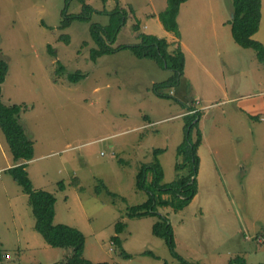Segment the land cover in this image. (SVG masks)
I'll list each match as a JSON object with an SVG mask.
<instances>
[{
  "label": "rangeland",
  "instance_id": "374dc122",
  "mask_svg": "<svg viewBox=\"0 0 264 264\" xmlns=\"http://www.w3.org/2000/svg\"><path fill=\"white\" fill-rule=\"evenodd\" d=\"M85 3L89 11L79 0H0V58L8 64L2 101L29 107L19 113L33 142V158L26 170L33 188L55 196L53 222L82 231L83 256L91 260L178 264L164 239L151 232L155 216L128 218L124 212L146 199L136 187L135 175L141 163L152 160L154 148L165 149L157 156L163 182L176 176V147L184 137L186 113L175 100L179 98L200 110L202 140L197 149L196 195L181 210L158 208L172 227L174 252L192 264H229L236 257L246 264H264V238L255 237L264 233V64L252 49L239 46L227 53L229 69L214 64L229 44L224 32H218V38L212 34L210 24L231 18V0H190L182 6L176 40L186 45V68L197 65L196 55L213 68L215 79L201 71L200 81L193 86L200 95L194 93L188 100L177 94L187 96L185 84L176 93L174 88L159 90L172 98L155 95L153 83L164 80L168 72L127 49H115L92 61L89 50L95 45L90 26L106 24L107 14L98 11L112 9L115 1ZM164 3L119 0L128 16L111 45L136 44L132 29L136 20L139 31L172 42L156 15ZM192 9L200 15H190ZM81 13L85 18H74L65 29L58 28L64 15ZM228 29L226 37L234 45ZM63 33L69 43L59 40ZM253 37L264 38V17ZM59 64L65 69L57 73ZM79 70L85 76L69 82L66 76ZM196 96L201 100L198 104L192 99ZM13 162L0 131V249L2 255L11 254L0 264H60L63 250L47 245L34 230L28 197L5 171ZM75 187L81 189V202ZM95 187H100V194ZM117 221L125 224L118 234L120 249L110 240L117 234ZM121 249L131 257L120 256ZM145 250L158 258L141 254Z\"/></svg>",
  "mask_w": 264,
  "mask_h": 264
},
{
  "label": "trees",
  "instance_id": "16d2710c",
  "mask_svg": "<svg viewBox=\"0 0 264 264\" xmlns=\"http://www.w3.org/2000/svg\"><path fill=\"white\" fill-rule=\"evenodd\" d=\"M79 1L81 6L86 11H89L85 0ZM114 1L115 5L112 9L98 11L107 14V23L103 25L91 24L90 26V36L95 46L89 50V58L95 61L98 57L109 54L115 49L124 48L129 50L136 58L151 60L159 68L168 72V76L164 80L153 83L151 89L155 95L172 98L171 95H168L166 92H159V90L161 88H174V92L176 93L177 88L179 87L180 89L183 84L189 89L190 83L184 77V53L178 40L174 39V41L170 42L164 37L139 31V22L136 20L132 24V29L136 32L138 42L128 46L118 45L113 47L111 45L115 41V36L120 26L125 23L128 16L127 10L120 6L119 0ZM186 1L165 0V7L156 14L163 29L172 33L176 38L180 36L177 15L180 5ZM231 5L233 16L228 20V24L230 25V34L234 43L241 48L252 49L255 52L256 59L264 64V45L253 37L260 25L261 0H231ZM128 8L130 13L134 12L130 5ZM63 17L59 22V29L68 27L74 18H85L82 13L69 16L64 15ZM59 40L69 43L68 34H61ZM47 47L48 51L53 55L54 51L51 46L47 45ZM64 69V66L59 64L56 72H61ZM7 72L8 64L4 59L0 58V131L4 136L14 161V164L6 168L5 171L20 185L22 191L28 197V204L34 217V230L47 245L63 250L60 264H108L106 261L94 262L83 256L85 236L82 231L67 224L54 223L55 196L46 190L34 189L32 187L26 166L27 162L33 158V142L26 135L19 121V113L27 110L29 107L25 103H3L2 83L5 80ZM84 76L85 74L79 70L68 74L66 78L69 82H77ZM168 92L174 93L172 90ZM184 98H187V96H184ZM175 100H179L182 106L186 107V113L183 115L184 137L176 147V162L174 165L176 176L170 182H163L164 172L157 156L165 149L154 148L152 160L149 163H141L135 175L136 187L144 191L146 199L141 203L126 207L124 214L128 218L146 215L155 216L156 221L151 226L152 234L164 239L172 255L178 258V264H192L183 260L174 252L172 227L168 222L167 216L158 212V208H170L173 211L181 210L189 204L197 193L195 175L199 165L197 149L202 140V134L198 127L201 113L189 101L184 105L181 99L176 98ZM197 101L196 104H198ZM253 118L255 119V117ZM148 175H150V180H148ZM59 186L60 189H64L62 182H59ZM105 190L108 195H114L108 189L105 188ZM94 191L97 194L101 193L100 187H95ZM114 226L117 234L111 236V245L115 249H120L121 239L118 234L122 232L125 224L117 221ZM141 254L158 258L150 250H145ZM6 255L3 254L2 257L0 249V261L9 257L8 253ZM120 256L128 259L131 257V254L121 249ZM163 264L167 263L164 262ZM229 264L246 263L244 259L236 257Z\"/></svg>",
  "mask_w": 264,
  "mask_h": 264
},
{
  "label": "crops",
  "instance_id": "0c3cea01",
  "mask_svg": "<svg viewBox=\"0 0 264 264\" xmlns=\"http://www.w3.org/2000/svg\"><path fill=\"white\" fill-rule=\"evenodd\" d=\"M190 0H187L186 2H184V3H182L181 5H180V8H179V12H178V15H177V23H178V27H179V29H180V15H181V9H182V6L184 5V4H186L187 2H189ZM202 1H204V0H201V2ZM164 6H165V3H164ZM231 10H232V5H231ZM189 14L190 15H200L199 13H198V11L197 10H195V9H192V10H190L189 11ZM263 17H264V0H261V18H260V25H262V20H263ZM228 18H226L225 20H220L218 23H215L213 20H212V22H211V24H210V29H211V31H212V34L213 35H215L217 38H218V32H224L225 33V39H226V41H227V43L229 44V47H226V50H225V53H224V56L221 58V60H217V61H215L214 62V64H216V65H218L219 66V64H223V65H225L228 69H229V67L231 66V63H230V61L231 60H228L227 59V53L228 52H230V51H232V52H235V51H237V46L238 45H236V44H234V45H230V39H228V37H226V35H227V31H225V30H227V26H229V29L228 30H230V25L228 24ZM192 23H194V24H196V21L195 20H193L192 21ZM191 23V24H192ZM260 25H259V27H260ZM259 29V28H258ZM224 30V31H223ZM167 32V31H166ZM168 34L169 35H171V38H172V40L171 41H174V39H177L172 33H170V32H168ZM256 34V33H255ZM231 35V34H230ZM232 38V37H231ZM264 38H259V39H257V40H259L263 45H264V40H263ZM233 40V39H232ZM234 42V41H233ZM232 44V43H231ZM180 45H181V48H182V51H184V47L186 48V45H184L183 44V42H182V40L180 39ZM234 46V47H233ZM216 47H219L220 48V44L218 43V45L216 46ZM241 48V47H240ZM195 56V59H196V62H197V65H195V67L194 68H192V69H187L186 68V59H185V65H184V77L189 81V83H190V86H191V88L189 87V90H188V92H187V98L188 99H191V95L192 94H196V91L194 90V88H193V86H194V84H195V82L196 81H200V79H198V75H200L201 74V71H203V72H205L206 74H210V76L212 77V70H213V68L208 64V63H206V62H204V61H201L200 59H198V57L196 56V55H194ZM211 58H212V61H214V60H216L214 57H213V55L211 54ZM213 78V77H212ZM215 79L213 78V81H214ZM178 93H180L179 91L177 92V94ZM180 95V98H184V95L183 94H179ZM196 95H200V94H196ZM179 97V96H178ZM192 99H196V100H198V97L196 96L195 98H192ZM228 100H230V99H228ZM199 101V100H198ZM201 102V100L199 101V103ZM196 108L198 109V107H197V105H196ZM240 109H243L242 107H239ZM185 112H186V107H185ZM162 154V153H161ZM13 164H14V162H13ZM12 164H8L7 166H5V167H10ZM76 188V190H78V192L75 194L76 195V197H77V200H78V202H81V194H80V187H75ZM34 189H36V188H34ZM6 191V193H8V191L9 190H5ZM9 194H6V196L7 197H9L8 196ZM54 209H55V207H54ZM55 216V215H54ZM55 223V222H54ZM21 229V228H20ZM258 235H260L259 237H263L264 238V233L262 234V232H260ZM258 235H256L255 237H258ZM257 239V238H256ZM7 252V251H6ZM5 252V253H6ZM4 253V255H6ZM10 256L7 258V259H10L11 258V254L10 253H8ZM2 257H3V255H2ZM85 257V256H84ZM85 258H87V259H89V260H91L90 258H88V257H85ZM91 261H94V260H91ZM95 262V261H94Z\"/></svg>",
  "mask_w": 264,
  "mask_h": 264
},
{
  "label": "water",
  "instance_id": "95a60500",
  "mask_svg": "<svg viewBox=\"0 0 264 264\" xmlns=\"http://www.w3.org/2000/svg\"><path fill=\"white\" fill-rule=\"evenodd\" d=\"M233 16V14H231V17Z\"/></svg>",
  "mask_w": 264,
  "mask_h": 264
},
{
  "label": "built area",
  "instance_id": "2783aa9c",
  "mask_svg": "<svg viewBox=\"0 0 264 264\" xmlns=\"http://www.w3.org/2000/svg\"><path fill=\"white\" fill-rule=\"evenodd\" d=\"M7 256V255H6Z\"/></svg>",
  "mask_w": 264,
  "mask_h": 264
}]
</instances>
